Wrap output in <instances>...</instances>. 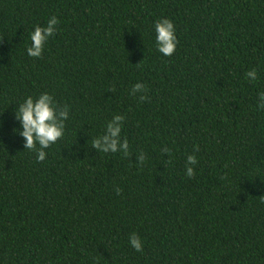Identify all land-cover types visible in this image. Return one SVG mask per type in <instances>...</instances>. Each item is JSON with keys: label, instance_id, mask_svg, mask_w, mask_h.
<instances>
[{"label": "trees", "instance_id": "1", "mask_svg": "<svg viewBox=\"0 0 264 264\" xmlns=\"http://www.w3.org/2000/svg\"><path fill=\"white\" fill-rule=\"evenodd\" d=\"M159 18L176 25L171 57ZM45 91L70 116L38 161L14 111ZM262 91L264 0H0V264H264ZM115 114L127 156L92 147Z\"/></svg>", "mask_w": 264, "mask_h": 264}, {"label": "clouds", "instance_id": "2", "mask_svg": "<svg viewBox=\"0 0 264 264\" xmlns=\"http://www.w3.org/2000/svg\"><path fill=\"white\" fill-rule=\"evenodd\" d=\"M60 21L54 15L48 19L46 26L36 25L30 32V46L27 47V54L34 58L43 55L45 47L51 37L58 31ZM155 45L157 50L165 57H171L179 43L176 35V25L170 18H159L154 24ZM139 64V63H138ZM245 77L252 82L258 79V70L253 68L246 72ZM147 87L145 84L137 82L131 88V94L139 96L141 101L147 100ZM14 111V117L19 121V127L13 129L24 140V147L28 150H36L38 161H44L47 152L46 149L55 144L65 135L66 121L70 116V106L65 104L61 107L54 96L45 91L38 96H26L24 100L17 104ZM258 106L264 109V91L258 93ZM125 116L115 114L113 118L106 123L103 134L99 135L92 142V147L103 153H123L129 155V142L127 138L122 137ZM37 145L38 150H37ZM165 153L170 149L164 148ZM198 151V149H197ZM147 159L146 154L140 153L137 161L143 165ZM197 156L192 153L187 155L185 163V175L191 178L196 175L195 165H197ZM119 192V189H117ZM129 245L137 252L143 251V241L141 237L133 232L128 238Z\"/></svg>", "mask_w": 264, "mask_h": 264}]
</instances>
